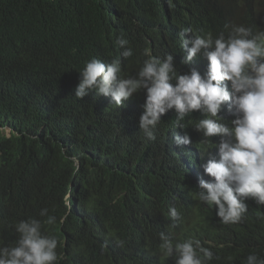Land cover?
<instances>
[{
	"label": "trees",
	"instance_id": "obj_1",
	"mask_svg": "<svg viewBox=\"0 0 264 264\" xmlns=\"http://www.w3.org/2000/svg\"><path fill=\"white\" fill-rule=\"evenodd\" d=\"M255 2L0 0V244L14 243L15 224L34 218L58 239V264H174L159 233L178 243L211 223L173 132L210 155L214 142L194 127L205 117L195 111L181 129L170 110L149 140L139 129L145 91L122 107L94 90L78 99L79 71L92 58L121 59L123 72L135 75L148 48L156 57L171 54L178 74H190L182 31L227 36L233 25L249 26ZM121 35L133 49L127 59L115 43ZM170 207L180 221H172ZM45 208L54 224L40 216ZM237 230L239 242L211 248L209 264H245L228 255L264 253V217Z\"/></svg>",
	"mask_w": 264,
	"mask_h": 264
},
{
	"label": "clouds",
	"instance_id": "obj_2",
	"mask_svg": "<svg viewBox=\"0 0 264 264\" xmlns=\"http://www.w3.org/2000/svg\"><path fill=\"white\" fill-rule=\"evenodd\" d=\"M250 12L249 26L233 25L227 36L193 34L192 27L182 31L184 65L192 68L190 74H178L171 54L156 57L148 48L135 75L123 72L121 59L105 63L92 58L79 71L78 99L94 90L122 107L134 94L145 91L139 129L149 140L156 139L157 126L170 110L175 111V126L181 129L193 112L205 117L194 127L214 142L210 155L187 134L177 135V128L173 132L174 144L183 149L178 159L198 186L195 197L211 223L202 224L199 217L202 226L182 235L178 243L159 233L160 250L165 257H174V264H209L214 259L211 248L237 244L240 237L233 233L237 227L264 217V0H256ZM115 43L123 49L122 58L133 56L124 36ZM72 160L77 162L75 157ZM169 215L174 222L182 219L175 207L169 208ZM40 216L47 217L49 225L56 222L47 208L41 209ZM14 227L18 238L10 245L0 244V264H58L63 259L56 251L58 239L44 233L41 221L30 218ZM208 228L210 233L205 232ZM259 254L228 257L264 264V253Z\"/></svg>",
	"mask_w": 264,
	"mask_h": 264
}]
</instances>
